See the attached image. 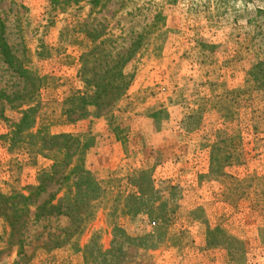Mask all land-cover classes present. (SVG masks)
Wrapping results in <instances>:
<instances>
[{"label": "rangeland", "instance_id": "1", "mask_svg": "<svg viewBox=\"0 0 264 264\" xmlns=\"http://www.w3.org/2000/svg\"><path fill=\"white\" fill-rule=\"evenodd\" d=\"M57 1L68 4L64 11L50 0H0V37L16 63L38 78L55 79L40 92L46 130L80 136L85 142L95 136L86 166L103 193L93 206L92 220L73 238L75 250L67 247L48 255L43 249L49 239L69 228L67 218L28 227L27 264L48 262L49 256L54 257L51 264H91L86 252L90 240L97 235L99 245L108 251L116 224L134 238L159 225L166 227V242L150 253L152 264H227L226 251L207 248L208 230L217 227L243 244L244 264H264V205L257 207L252 196L231 205L226 202V178H210L211 145L220 139L217 133L227 139L231 153L243 158L241 166L226 168V175L238 181L264 178V70L253 84L257 101L243 100L235 121L224 122L216 111L198 115L203 99L222 95L224 88L244 86L247 72L264 60V16L258 15L264 0ZM139 36V47L132 48ZM96 39L104 42L107 52L122 56L130 51L126 70L134 78L129 98L112 111L115 125L128 131L129 155L106 119L94 118L96 110H90V119L74 124H68L64 115L72 110L73 93L84 86L80 77L84 47L73 45L88 44L90 51ZM201 43L214 49L202 48ZM23 88L0 56V93L16 99ZM5 96L0 94V193L8 195L36 184V171L20 172L14 165L13 173L20 178L12 176L10 163L26 159L10 152V127L21 115ZM254 107L260 110L255 119ZM255 123L263 133L254 132ZM38 163L50 165L41 157ZM143 169L152 172L158 192L155 206L167 203V223L143 215L132 220L125 214L124 201L137 194L132 177ZM261 184L258 193L264 191ZM131 205L137 203L132 200ZM194 211H200L196 220L191 217ZM4 229L0 220V264H15L18 250L8 244Z\"/></svg>", "mask_w": 264, "mask_h": 264}, {"label": "trees", "instance_id": "2", "mask_svg": "<svg viewBox=\"0 0 264 264\" xmlns=\"http://www.w3.org/2000/svg\"><path fill=\"white\" fill-rule=\"evenodd\" d=\"M57 2V0H50L54 8L64 11L63 8L67 3L61 5L62 3ZM258 15L264 16V9H259ZM84 39L85 37L82 40ZM96 41L98 39L92 42L94 47L90 51L88 44L87 46L81 43L73 45L84 47L80 58V77L84 86L83 91L73 93L71 98L73 107H70L72 110L66 111L64 115L68 124H74L90 119L92 117L90 110H96L97 114L94 118L104 117L106 119L111 133L127 154L129 150L128 131L124 132L115 125L118 120L112 111L129 98L128 90L134 78V75H130L126 70L128 61L131 59L126 57L129 56L130 51L120 56L114 50L107 52L102 48L104 42L97 43ZM140 43L141 36L134 42L132 48L133 46L139 47ZM199 45L211 51L214 49V45H209V47L202 43ZM198 48L201 47L198 46ZM134 54L135 51L133 57ZM0 56L24 86L22 92L14 95L16 99L0 93L6 97L8 104H12V108L21 115L19 123L10 127L9 146L13 156L24 157L26 161L10 163V171L16 178L15 180H19L20 177H15L14 165L18 166L20 172L27 168L36 171V184L24 187L21 192L8 195L0 193V220L5 227L4 235L8 236V244L17 247L18 259L15 264H27L25 236L28 227L51 219L67 218L70 221L69 228L64 230L60 236L49 239L48 245L43 249L48 255L67 247L75 250L77 245L73 242V238L80 234L87 223L92 220L95 214L93 206L101 199L103 190L96 175L86 166L87 152L94 147L93 137L95 136L90 135L93 141L89 142L88 137V141L85 142L83 137L72 134L54 135L47 131L48 128L43 124L41 112L46 105L40 99V92L47 88L49 81H55V79L38 78L21 64L16 63L11 48L1 37ZM263 68L264 60L247 72L244 86L233 90L224 88L222 95L210 100L203 99L204 101L198 107L202 108L198 111V115L216 111L224 122L235 121L243 100L257 101L256 96H252L256 91L254 83L260 81L259 75H263ZM16 102L18 104L13 105ZM259 112L260 110L254 107L252 118L258 117ZM254 132L257 135L263 133L259 130L257 123L254 125ZM217 136L220 139L211 145L210 178L219 180L224 177L229 182L226 194V202L229 204L232 205V202L241 200L242 197L252 196L257 207L263 206L264 191L261 193L257 191L258 187L262 186L261 182L264 185V178L238 181L226 175L225 169L236 165L241 166L243 158L229 151L227 139L222 137V133H217ZM39 157L48 161L50 165L40 166ZM151 173L143 169L137 171L132 177L137 194L124 201L125 214L132 220L143 215L150 219L155 217L154 219L167 223L166 201L155 206L157 203L154 198L157 197L158 192L153 185ZM168 190L173 191L174 189L170 187ZM151 199L154 203H151ZM132 200L137 203V206L131 205ZM159 200H161L160 197ZM144 205L148 208H144ZM199 213L200 211H194L191 217L196 220ZM112 235L113 241L108 251H104L99 245L97 235L92 237L86 247L91 264H138L139 260H147L149 264H152L150 253L158 250L166 242L167 229L159 225L155 231L141 233L134 238L116 224L112 226ZM207 248L226 251L227 264H244L246 261L243 244L224 234L220 227L208 230ZM48 258H50L49 261L46 260L42 264H51L50 261H53L54 257L49 256Z\"/></svg>", "mask_w": 264, "mask_h": 264}, {"label": "crops", "instance_id": "3", "mask_svg": "<svg viewBox=\"0 0 264 264\" xmlns=\"http://www.w3.org/2000/svg\"><path fill=\"white\" fill-rule=\"evenodd\" d=\"M99 137V136H98Z\"/></svg>", "mask_w": 264, "mask_h": 264}]
</instances>
